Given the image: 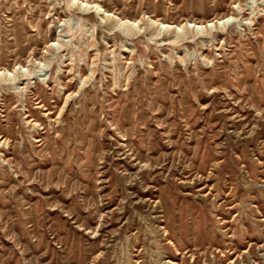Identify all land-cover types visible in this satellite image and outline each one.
<instances>
[{
	"label": "rangeland",
	"instance_id": "obj_1",
	"mask_svg": "<svg viewBox=\"0 0 264 264\" xmlns=\"http://www.w3.org/2000/svg\"><path fill=\"white\" fill-rule=\"evenodd\" d=\"M0 264H264V0H0Z\"/></svg>",
	"mask_w": 264,
	"mask_h": 264
},
{
	"label": "bare ground",
	"instance_id": "obj_2",
	"mask_svg": "<svg viewBox=\"0 0 264 264\" xmlns=\"http://www.w3.org/2000/svg\"><path fill=\"white\" fill-rule=\"evenodd\" d=\"M84 6V5H83ZM85 6H86V4H85ZM108 17H111L110 15H108ZM120 21V20H119ZM218 22H219V24L221 23L222 25H224L227 21L225 20V18L224 19H222V20H217ZM212 23V22H211ZM122 25H125L127 28H133V27H135L136 26V24H137V22L136 21H130V20H122V23H121ZM155 25L156 26H158L159 27V30H170V29H174L175 31H179V29H180V27L179 26H176V27H174V26H169V25H165V24H156L155 23ZM215 25H217V23H215ZM208 26H210V25H208ZM208 26H206V27H208ZM189 27H193V28H195V29H198V30H200V28H202V26H200V25H198V24H189ZM196 31V30H195ZM29 81V80H28ZM28 86V85H27Z\"/></svg>",
	"mask_w": 264,
	"mask_h": 264
}]
</instances>
